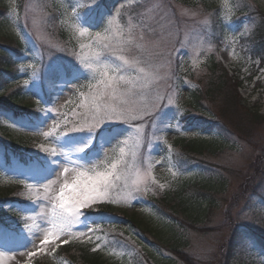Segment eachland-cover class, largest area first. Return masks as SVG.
Returning <instances> with one entry per match:
<instances>
[{
	"label": "rangeland",
	"instance_id": "obj_1",
	"mask_svg": "<svg viewBox=\"0 0 264 264\" xmlns=\"http://www.w3.org/2000/svg\"><path fill=\"white\" fill-rule=\"evenodd\" d=\"M0 6V49L7 48L3 37L24 47L19 76H7L0 96L37 114L20 118L0 106V188L21 185L15 196L29 200L4 209L20 231L0 233V264H70L58 254L68 242L83 254L91 246L98 264H264V120L245 140L231 133L228 119L231 127L220 125L219 103H204L201 112L190 106L217 60L241 82L248 107L264 116V65L246 36L264 22V0ZM104 66L108 76H101ZM109 77L114 90L101 83ZM97 107L119 119L93 120ZM193 117L213 123L189 124ZM187 139L199 151L180 145ZM12 144L33 157L23 162ZM109 171L107 195L77 205L70 224L56 219L66 182ZM76 195L65 190L66 198ZM165 196L171 201L160 202ZM177 202L178 216L170 211ZM95 206L98 213L85 211ZM170 244L182 245L184 261Z\"/></svg>",
	"mask_w": 264,
	"mask_h": 264
},
{
	"label": "trees",
	"instance_id": "obj_2",
	"mask_svg": "<svg viewBox=\"0 0 264 264\" xmlns=\"http://www.w3.org/2000/svg\"><path fill=\"white\" fill-rule=\"evenodd\" d=\"M0 9H3V7L0 6ZM248 38V48L250 54L254 58H259L261 60V64L264 65V22L263 20L260 22L259 26H256L253 28L249 33H247ZM245 36V37H246ZM244 38V37H243ZM5 40L3 44H5L4 47H7L6 49H0V86L3 85L5 80H8L9 78H17L19 75V69L18 66L15 64L16 62V56L21 57L22 52L24 51V47L22 46L21 42L17 41L16 39L12 37H3ZM75 65L76 61L74 60L73 65L71 68L67 70V74L70 75L75 71ZM207 79L205 82V86L202 85V87H198L192 92L191 96V102L190 106L193 109H197L200 112L202 111L203 104H216L219 103L220 106V114L218 113V119L221 121L219 122L220 125L223 127V129H228L229 127H233L236 129L233 130L230 128V131L232 134L242 138V139H250L252 137V128H257V126L264 120V116L261 115L257 110H254L245 103L244 99L238 95V88L241 86V82L236 79L235 77L229 76L227 70L224 68V66L221 64V62L215 60L212 62V66L209 67L208 75L205 77ZM200 83H203V79H200ZM13 100L11 98H4L0 96V106L4 107L6 109H9L15 113L16 116H28V115H36L34 112L31 111L30 108L24 106L21 109H15L13 106ZM190 107V108H191ZM236 111V112H235ZM236 114V115H235ZM228 121L232 124L227 122ZM202 122L205 123L206 126L211 125L213 123L212 120L209 119H201L200 118H194L192 121L189 122V124H192L194 122ZM226 124H228V128L226 127ZM250 125V126H248ZM187 127V126H186ZM3 140V139H2ZM188 144H186V141H182L180 145H182L187 150H192L194 152L199 151V145L197 142L193 141V139H187ZM9 149L14 153L15 155H18L22 161H26V158L30 155L28 150H25V152H21L16 145H9ZM6 157H10L8 153H6ZM199 186L200 189H205L206 186ZM22 186H16L12 188H0V229L4 228V223L6 221V212L4 211L7 206L17 201L19 198L15 196V191H19ZM167 200L166 203L170 202L171 199L162 197L160 198V202L163 200ZM179 201V200H178ZM163 205V203H160ZM168 206V205H167ZM169 208V206H168ZM180 211L179 209V203L177 202L174 204V207L170 209L172 213H175L174 215H177V211ZM96 212L98 210H95ZM180 221H183V218L178 217ZM106 228V227H104ZM109 230H119L117 226L108 225ZM107 228V229H108ZM80 244H74L70 243L67 245H64L61 247L60 250H58V254L65 258L70 264H98L97 258L101 255L98 254L99 252H93L92 249L88 247L89 249L86 250V252L80 253L78 250L80 247ZM182 246V245H181ZM181 246H174L170 244V251L172 252V255L175 257H178L180 260H183L181 255L184 252V250L181 248ZM231 249V246L228 247L227 251L229 252ZM184 261V260H183ZM189 261V260H188ZM190 262V261H189ZM35 264H48L45 260H40L39 263Z\"/></svg>",
	"mask_w": 264,
	"mask_h": 264
},
{
	"label": "snow or ice",
	"instance_id": "obj_3",
	"mask_svg": "<svg viewBox=\"0 0 264 264\" xmlns=\"http://www.w3.org/2000/svg\"><path fill=\"white\" fill-rule=\"evenodd\" d=\"M121 59H123L121 57ZM89 67H92L91 64L88 65ZM101 76H108V68L107 66H104L103 70L101 71ZM110 82H105L104 80L101 81V83H105L106 87H111L113 90L116 87V82L114 78L109 77ZM27 83V82H26ZM116 115L117 119H119L120 114H116L112 112L111 110H104L101 111L99 107H97L94 110V115L92 117L93 120H96L97 122L104 120L105 117H107L108 120L112 119V116ZM79 130V129H77ZM47 135V133H45ZM111 167L114 169L116 168V165L113 164ZM65 172L68 170L65 169ZM114 172H102L98 173L96 176L89 178L87 180V183H81L80 181H77L75 184L69 185L67 182L64 185V188L60 190L59 199H60V208L64 211L55 213V217L57 220L61 221L62 224H70L72 222L73 216L78 212L77 205L84 206L89 201H93L97 199L100 196L107 195V189L111 185V179L110 177H114ZM70 189L73 193H76V198L72 199L71 197L65 196V190ZM47 243V241H45ZM2 255V254H0Z\"/></svg>",
	"mask_w": 264,
	"mask_h": 264
}]
</instances>
